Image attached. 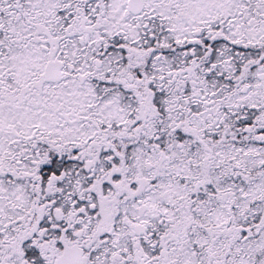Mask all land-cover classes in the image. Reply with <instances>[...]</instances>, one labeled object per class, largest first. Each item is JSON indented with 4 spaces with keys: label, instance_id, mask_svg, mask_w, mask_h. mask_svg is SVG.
I'll use <instances>...</instances> for the list:
<instances>
[{
    "label": "snow or ice",
    "instance_id": "6c2138e0",
    "mask_svg": "<svg viewBox=\"0 0 264 264\" xmlns=\"http://www.w3.org/2000/svg\"><path fill=\"white\" fill-rule=\"evenodd\" d=\"M0 264H264V0H0Z\"/></svg>",
    "mask_w": 264,
    "mask_h": 264
}]
</instances>
